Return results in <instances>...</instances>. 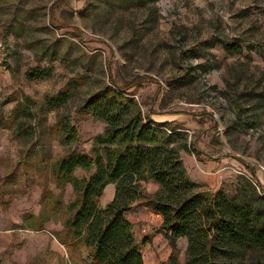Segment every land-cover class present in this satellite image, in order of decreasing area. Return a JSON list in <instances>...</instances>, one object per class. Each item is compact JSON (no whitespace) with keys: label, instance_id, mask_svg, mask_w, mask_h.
I'll list each match as a JSON object with an SVG mask.
<instances>
[{"label":"rangeland","instance_id":"374dc122","mask_svg":"<svg viewBox=\"0 0 264 264\" xmlns=\"http://www.w3.org/2000/svg\"><path fill=\"white\" fill-rule=\"evenodd\" d=\"M0 45V264H90L87 250L69 257L54 239L74 196L70 185L60 192L39 161L42 152L50 161L68 150L90 154L105 125L80 106L110 82L144 115L184 129L187 149L180 154L223 158L230 177L220 188L230 192L250 173L264 183V0H0ZM35 67L46 77L29 80L26 72ZM77 77L83 84L64 106L44 109L47 98ZM6 99L14 100L3 105ZM16 102L31 110L28 138H16L5 125ZM58 114L78 136L68 146L53 131ZM45 189L52 194L47 202ZM111 193L108 186L100 208ZM57 198L62 205L51 211ZM130 212L139 218L134 231L143 264H167L170 256L185 264L186 239L172 253L161 217L142 233L152 215L137 204ZM35 217L41 232L33 231Z\"/></svg>","mask_w":264,"mask_h":264},{"label":"trees","instance_id":"16d2710c","mask_svg":"<svg viewBox=\"0 0 264 264\" xmlns=\"http://www.w3.org/2000/svg\"><path fill=\"white\" fill-rule=\"evenodd\" d=\"M8 33L3 32L4 43ZM53 59L50 53L49 60ZM26 77L43 79L46 71L35 67ZM82 84L81 77L67 82L45 100L44 109L57 111ZM13 100L6 99L3 105ZM80 111L105 125L103 133L93 138L90 154L68 150L50 161L42 152L39 161L60 192L66 185L72 188L69 216L54 235L69 257L84 248L90 264H143L132 225L124 217L137 204L160 215V230L172 253L177 241L186 239L185 264H264V188L254 174L238 177L230 192L201 190L189 179L180 158L187 149L184 129L144 115L113 82L90 94ZM31 118L28 106L16 102L5 125L14 128L16 138H28L33 131L26 121ZM53 131L62 146L78 140L64 115H57ZM77 169L86 174L75 177ZM149 181L158 186L152 194L143 187ZM108 185H114L113 199L100 208L99 199ZM51 199L45 189L42 201ZM49 205L56 211L61 199ZM32 220L33 231L44 230L38 217ZM167 264H178L177 258L170 256Z\"/></svg>","mask_w":264,"mask_h":264},{"label":"crops","instance_id":"0c3cea01","mask_svg":"<svg viewBox=\"0 0 264 264\" xmlns=\"http://www.w3.org/2000/svg\"><path fill=\"white\" fill-rule=\"evenodd\" d=\"M180 158L182 160L183 166H184V168L186 170V173H187L188 177L194 183L196 182L197 184L206 185L207 188H209V189H211L213 191H217L220 188L222 180L226 179L227 177H230V174H224V172H223V169H224V167H223V161H224L223 158H221V159L219 158L217 160L216 158H213V157L209 158L208 157L209 159L207 161H199V160H196L193 157L191 158L189 155H187L185 153H181L180 154ZM196 167H201L200 169L202 171H200V172L202 174H200L201 176H196L194 174V177H193V171H194V168H196ZM255 178L260 183V185L264 188V183L262 182V180L260 179L258 174L255 175ZM198 182H200V183H198ZM154 184L155 183L149 181L148 183L144 184V186L148 185V189H152L153 191H156L158 189V187L156 188L157 185L155 184L156 185L155 186ZM108 186H110L113 189V193H111V199H110V201H111L113 199V196H114L115 188H114V185H108ZM107 187L105 188V190L107 189ZM105 190H104V193H105ZM104 193H103L101 198L104 197ZM101 198L99 199L100 202L102 201ZM143 210L148 211V215H150V216L153 215V212L151 210L146 209L144 207H143ZM124 217L132 225V231H133L134 237L136 239V233L134 231V229H135L134 225H135L136 222L139 221V218L137 217V214H135L134 212H128V213H126L124 215ZM141 217L144 218V215L142 214ZM157 219H160V218H157ZM60 231L61 230H59V232ZM56 242H57V240H56ZM136 242H137V240H136Z\"/></svg>","mask_w":264,"mask_h":264},{"label":"built area","instance_id":"2783aa9c","mask_svg":"<svg viewBox=\"0 0 264 264\" xmlns=\"http://www.w3.org/2000/svg\"><path fill=\"white\" fill-rule=\"evenodd\" d=\"M0 47H1V45H0ZM151 217H152V219H150L149 222L147 223V225H145L142 228V230H141L142 233H146L149 229V226L154 223L155 219L160 218V215L153 213V215Z\"/></svg>","mask_w":264,"mask_h":264}]
</instances>
